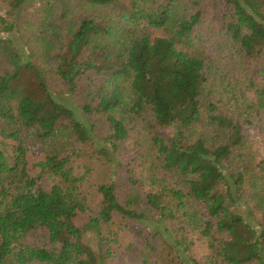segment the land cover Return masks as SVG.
I'll return each mask as SVG.
<instances>
[{
    "label": "trees",
    "instance_id": "obj_1",
    "mask_svg": "<svg viewBox=\"0 0 264 264\" xmlns=\"http://www.w3.org/2000/svg\"><path fill=\"white\" fill-rule=\"evenodd\" d=\"M0 2L12 13L0 16V264H110L122 232L143 264H264V160L243 132L264 116V0ZM37 2L40 21L26 13ZM207 17L222 68L198 45ZM30 139L52 145L39 162L49 189L31 174ZM73 139L90 153L83 175ZM38 229L48 244L26 245Z\"/></svg>",
    "mask_w": 264,
    "mask_h": 264
},
{
    "label": "rangeland",
    "instance_id": "obj_2",
    "mask_svg": "<svg viewBox=\"0 0 264 264\" xmlns=\"http://www.w3.org/2000/svg\"><path fill=\"white\" fill-rule=\"evenodd\" d=\"M68 1V0H66ZM74 4V3H73ZM72 3L68 5V10L66 11L68 17L64 18L63 20H58L57 23L63 24L65 27L66 22L71 18L70 12L72 11L71 8ZM40 3H34L30 9L26 11L27 15H30L34 19L40 21L42 19V15L39 11ZM25 13V14H26ZM24 15V13H23ZM58 14H53L54 17L59 16ZM0 16L7 20L8 22L12 21V13L10 12L9 7L2 4L0 2ZM29 16V18H30ZM61 24V25H62ZM2 26L0 25V29ZM218 26L213 22L211 17H207L205 22L197 29V36L199 38V47L201 51L204 53L206 58L211 62L215 63L218 68H222L223 65L227 62L226 55L228 54V48L223 41V37L218 33ZM19 42V40L17 39ZM229 63V67H224L223 74L231 81L238 80L240 87L243 89V93L246 97L251 100L255 101V94L254 91L250 89L249 83L247 79L244 77L242 73H238L233 68L231 62ZM140 124V123H139ZM141 125V124H140ZM139 125V126H140ZM138 130L133 131L130 135L131 138L128 141V145L132 146L133 141L138 136ZM244 135L247 139L252 143V148L255 153V158L257 161L264 160V116L261 120L254 121L252 124H248L244 126L243 129ZM171 131L168 130L165 132V135H170ZM139 137L137 140H139ZM5 141H2L0 138V148H2V144ZM9 143V142H6ZM30 150L27 156L29 168L31 174L35 177H39V184L44 189H49L52 185V181L47 177L45 174H40V166L39 162L44 161L46 155H48L52 151L51 143L41 144L37 141H33V139L29 140ZM74 146V148H72ZM72 146L67 147V153H75L71 157V166L74 168L76 175H83L85 174V166L89 162V150L84 149L83 146L74 142L72 140ZM10 151L11 148H7ZM92 168L91 173H89V177L86 181L82 183L81 191L83 196L91 192L93 189L90 186L94 184L97 180L95 171ZM93 204V202H92ZM95 206V205H94ZM94 209L93 205L91 206ZM84 217L80 219L82 223L84 222ZM119 240L116 243H110L111 257L109 259L110 264H143L145 250L144 247L139 239L135 237V235L129 232H122L119 235ZM25 244L33 247H44L48 244V235L46 231L42 229L35 230L31 232L25 239ZM196 250L199 256L208 255L211 253V249L208 247L207 244L200 242L196 246Z\"/></svg>",
    "mask_w": 264,
    "mask_h": 264
}]
</instances>
